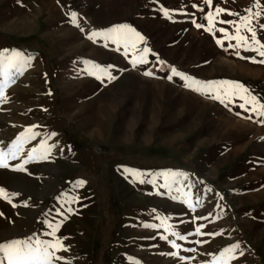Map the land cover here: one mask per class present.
<instances>
[{
  "label": "rangeland",
  "instance_id": "rangeland-1",
  "mask_svg": "<svg viewBox=\"0 0 264 264\" xmlns=\"http://www.w3.org/2000/svg\"><path fill=\"white\" fill-rule=\"evenodd\" d=\"M35 1L49 4L52 0H0V52L7 49L5 56H11L15 50L24 56L23 61H0V88L3 90L0 152L6 154L8 165L0 167V189L9 194V199L10 190L16 194L13 205L9 199L0 198V243L29 237L33 243L36 240L54 242L59 238L67 250L56 251L55 256L63 259H54L53 264H213L214 260L217 264H225V261L227 264H264V196L250 200V204H241L242 195H235L238 191L250 194L264 191V179L244 178L241 169L225 171L221 163L218 177L212 179L210 165L203 162L202 172L197 171L195 177L172 179L176 185L189 190L187 206H184L187 219H169L170 212L177 207L164 202L163 198L155 201V214H148L143 204L146 200L152 201L151 196L144 194L148 190L147 183L152 180V164L143 156L123 157L102 149L104 140H100V135L105 131H99L97 126V104L92 103L84 110L80 108L90 101L95 102L88 99L91 89L78 83L86 78L90 68H85V75H75L76 81L69 78L72 56H88L89 53L68 50L71 47L66 46L65 27L57 24L58 20L53 18L56 15L51 14L53 11L35 8ZM162 1L170 5V15H164L165 18L187 24V35L181 41L203 44L204 60L214 58L209 47L211 40L218 47L219 55H225L228 49L239 53L240 59L252 65L251 58L264 59L256 51L236 46V39H228L219 31L227 32L228 27H232L236 33L239 27V35L247 37L251 44V32L242 20V17H251L249 26L255 29L256 39L264 44V28H261L264 0H212L211 5L204 0ZM157 7L163 12V7ZM217 8L226 11L216 16ZM210 14L215 20L214 26L205 18ZM209 27L211 31L206 30ZM192 28L197 29V34L193 35ZM69 38L72 37L69 35ZM218 40L223 43H217ZM256 64L263 68V79L259 84L250 83V88L259 92V96L257 92L253 94L257 100L261 98L263 104L264 63ZM75 92L81 95H70ZM29 128L36 133L33 139H27ZM21 133L26 135L13 158L9 149L16 150L13 142ZM32 149L37 151L33 153ZM30 156L33 158L29 159ZM194 160V156L187 157L183 163L171 166L193 174L191 172L196 171ZM18 165L40 173L39 183L36 179L24 180L11 174L10 171H18ZM237 165L241 167V163ZM125 169L133 170L134 174ZM148 171L149 175L143 173ZM112 172L118 175L112 177ZM131 184L132 189L128 187ZM198 188L202 191L201 201H196L194 196ZM169 191L172 198L181 197L175 196L173 189ZM167 194L164 197L169 199ZM18 196L25 200L18 202ZM194 211L198 218L200 216L196 221ZM50 224L60 225L55 237L50 235ZM197 228L202 234H196ZM182 230L186 239L179 238L183 234L173 235ZM172 241L179 247H172ZM236 244L239 247L234 252L224 257L219 255Z\"/></svg>",
  "mask_w": 264,
  "mask_h": 264
},
{
  "label": "crops",
  "instance_id": "crops-1",
  "mask_svg": "<svg viewBox=\"0 0 264 264\" xmlns=\"http://www.w3.org/2000/svg\"><path fill=\"white\" fill-rule=\"evenodd\" d=\"M158 5L164 8L163 12L157 10ZM34 6L53 11L51 14L56 15L53 18L58 20L57 24L66 29V46L71 47L68 50H86L89 53L88 56H72L73 69L69 78L75 80V75H85V68H90L86 78L78 83L91 89L88 99L95 102L90 101L80 108L84 110L92 103L97 104V126L99 131H105L100 135V140H104L101 141L102 149L123 157L143 156L152 164V180L147 183L148 190L144 192L151 196L149 199L152 201L146 200L143 204L148 214H155L154 203L163 198L164 202L177 207L170 212L169 219H187L184 210L189 190L174 181L195 177L197 171L202 172L203 162L210 165L212 179L218 177L219 163L228 172L241 169L244 178L264 179V123L257 122L264 121V116H258L252 111L253 104L241 98L245 96L250 100L255 97L253 93L257 91H252L250 83L259 84L263 79V68L259 64L252 65L250 61L240 59L239 53H231L228 49L225 55H219L218 47L212 40L209 47L214 52V58L204 60L201 52L203 44L181 41L187 35V24L170 22L166 17L167 20L164 10H168L170 5L162 0H52L49 4L35 1ZM73 12L77 14V23L72 22ZM171 15L175 17L172 11ZM122 25L134 29L143 40L126 32L88 39L94 31L108 33ZM190 31L193 35L198 32L195 28ZM227 33L229 36L236 34L232 27H228ZM145 48L149 49L147 53L143 51ZM142 57L146 63L141 62ZM172 68L201 84H216L212 88L196 91L195 85L188 87L187 80L172 75ZM99 69H107L113 78L109 79ZM92 72L95 75L90 74ZM146 72L152 74L145 75ZM223 81L239 83L247 89V93L224 96V88L219 87V82ZM218 92L223 102L213 98ZM70 95L79 97L81 94L75 92ZM261 100H257L259 104H262ZM241 104H245L248 111L241 108ZM192 156L195 157L196 170L191 172L193 174L172 168V164L183 163ZM23 168L25 171L10 173L20 179L40 181V173L27 170L25 166ZM248 172L252 174L248 175ZM143 173L149 175V171ZM176 173L182 175H174ZM111 175L117 176L118 173L112 172ZM128 187L133 188L132 184ZM171 189L175 196L181 197L172 198L169 194ZM14 192L10 190L12 205L16 200ZM165 193H168L166 197L170 196L169 199L164 197ZM257 193L258 196H252ZM237 194L242 195L241 204H250V200L264 196V191L251 194L238 191ZM154 195L158 198L154 199ZM194 196L196 201H201L202 191L195 189ZM22 200L25 199L18 196V202ZM194 213L196 221L197 212ZM183 233L182 230L178 235Z\"/></svg>",
  "mask_w": 264,
  "mask_h": 264
},
{
  "label": "snow or ice",
  "instance_id": "snow-or-ice-1",
  "mask_svg": "<svg viewBox=\"0 0 264 264\" xmlns=\"http://www.w3.org/2000/svg\"><path fill=\"white\" fill-rule=\"evenodd\" d=\"M204 3L207 5H211L212 0H204ZM193 7H196V5H193ZM256 7H259L258 3L256 4ZM200 11H203V9H200ZM225 11H226L225 9L217 8L216 16H219L221 12H225ZM248 11H251V10L249 9ZM228 14L233 15V13H228ZM164 15L165 16L169 15L168 10L166 9L164 10ZM255 15L258 16L259 13H256ZM76 16L77 14L75 12L71 13L73 23H77ZM205 18L209 21L210 25L214 26L215 20L211 14L206 16ZM242 20L244 21V26L247 28V30L251 32V44L249 43V40L247 37L243 35H239L240 33L239 27L236 28L237 35L234 37L229 36L225 29H219V31L223 32L225 34V37L228 39H236L238 41L236 46L243 45L246 50L256 51L258 56L264 57V44H262L259 40L256 39L255 29L249 26L251 17H242ZM220 22L221 23H233L232 21H220ZM193 23H195V21H193ZM196 27L200 28L202 27V25L196 24ZM261 28H264V25H261ZM206 30L211 31V27H209ZM114 32L131 33L135 35L139 40H143V37H141L139 33H136L134 29L128 27L127 25H122L119 28H113L108 33H98L94 31L88 36V39H94L96 36H99V35L108 36ZM217 43L222 44L223 41L218 40ZM252 45H257L258 47H252ZM8 51L9 50L5 49L3 50V52H0V61H2L3 59H8L9 61H23L24 60L23 53L19 51H15V50L11 52V56H5V53H7ZM143 51L147 53L149 49L145 48ZM251 59L253 63H257V62L264 63V59L259 60V61H257L255 58H251ZM141 62L146 63L147 61L142 57ZM85 63H91V62H85ZM93 67H97V66L93 65ZM99 71L103 72L105 75H108L109 79L113 78L107 72V69H99ZM171 72H172V75L180 76L182 79L187 80L188 87H193L195 85L196 87L194 88V90L196 91H203L204 89L212 88L216 84V82H209L207 84H201V82L193 80L185 76L183 73L179 72L175 68H172ZM90 74L95 75V72H92ZM151 74H152L151 72L145 73V75H151ZM169 79H171V77H169ZM219 87L224 88V92H223L224 96L235 95L238 93H247V89H245L241 84L236 83V82H230V81L219 82ZM2 91H3L2 88H0V96H2ZM213 98L221 99V102H223L222 96L219 92ZM241 98L245 99L246 103L250 102L253 104L252 111H255L258 116H264V104H259L255 97H251L250 100L246 99L245 96H241ZM240 107L245 108V104H241ZM245 110L248 111L247 108H245ZM248 119H251V117H248ZM257 122L264 123V121H257ZM26 132L30 134L27 136V139H33L36 135V133L32 132L31 128L27 129ZM25 135L26 133H21L20 136L17 138V140L13 142V147L16 149L15 151H13L12 149H9V152L11 153L13 158H15L16 152L19 151V146L24 141ZM36 151H37L36 149H32L33 153H35ZM5 155H6L5 153L0 152V167L8 166L7 163L5 162ZM32 158L33 157L31 156L29 157V159H32ZM27 162L28 161H25V163ZM16 170L25 171L22 165H18ZM125 171L133 172L134 174V171L131 169H125ZM174 175H182V173H176ZM0 198L9 199V194L6 193L3 189H0ZM9 202H11L10 199H9ZM189 206L191 207V205ZM0 215H2V213H0ZM49 227L52 228V232L50 233V235L55 237V233L59 229L60 225L57 224L55 227H53L50 224ZM196 234L198 235L202 234L200 233L199 228L196 229ZM173 235H178V234L173 233ZM207 235L215 236L217 235V233H207ZM163 238L167 239V237H163ZM179 238L186 239L185 236H179ZM170 243L172 244V247L174 248L179 247L174 241ZM238 247H239L238 244L232 245L229 248H225L219 255L221 257H224L227 253L234 252L235 249ZM60 250H67V249L65 248L62 241L59 238L55 239L54 242L36 240L34 243L32 242L31 237L25 240L11 239V240H7L6 242L0 243V264H53L54 259H63L62 257L55 256V252L60 251ZM189 251H193V249H189ZM213 264H217V262L214 260ZM225 264H227V261H225Z\"/></svg>",
  "mask_w": 264,
  "mask_h": 264
}]
</instances>
